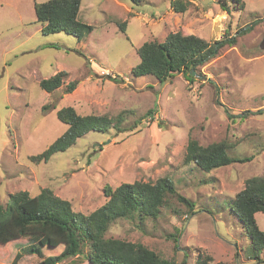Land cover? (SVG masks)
<instances>
[{
    "label": "rangeland",
    "instance_id": "374dc122",
    "mask_svg": "<svg viewBox=\"0 0 264 264\" xmlns=\"http://www.w3.org/2000/svg\"><path fill=\"white\" fill-rule=\"evenodd\" d=\"M44 1L0 0V201L49 187L76 211L90 213L108 200L106 187L168 176L192 210L175 195L158 218L142 224L121 218L107 236L142 242L173 264H196L199 252L214 262L264 264V250L258 258L233 211L245 180L264 174V0H230L228 11L220 0H189L185 12L174 11L171 0H82L79 18L93 25L83 39L44 33L35 13V3ZM178 30L211 43L230 37L237 43L194 69V80L183 73L163 83L134 75L137 48ZM60 70L68 72L63 84L43 89L41 80ZM70 81L78 85L65 92ZM65 106L122 115L124 130H92L47 161H33L68 128L57 116ZM190 138L204 146L225 141L229 155L243 160L202 171L184 160ZM256 219L264 230V212ZM27 242L0 246V262H11ZM40 261L28 254L20 264ZM59 264L90 263L75 256Z\"/></svg>",
    "mask_w": 264,
    "mask_h": 264
},
{
    "label": "trees",
    "instance_id": "16d2710c",
    "mask_svg": "<svg viewBox=\"0 0 264 264\" xmlns=\"http://www.w3.org/2000/svg\"><path fill=\"white\" fill-rule=\"evenodd\" d=\"M229 1L220 0L224 10L228 11ZM81 4L82 0L36 2V20L43 25L44 33L64 31L83 39L93 30V25L80 20ZM189 4V0L170 1L171 8L177 12H185ZM124 25H121L123 30ZM236 43L235 37L211 43L196 34H186L181 30L170 32L163 41L148 40L137 48L140 62L132 72L134 75H154L161 83L177 73H183L188 79L194 80L196 76L191 73L192 69L196 70L206 63L223 45ZM106 76L112 78L110 74ZM67 77L68 72L60 70L43 78L40 85L52 92ZM77 85L76 81H70L65 92L74 91ZM157 106L154 105L147 115L153 117ZM57 116L68 128L41 153L32 155L30 158L33 161H47L53 154L68 149L78 138L92 130L107 132L113 127L118 131L124 130L121 127L122 115L116 119L104 114H81L74 106H65L58 110ZM229 147L225 141L204 146L197 139L190 138L184 160L196 164L202 171H211L243 160L231 157ZM105 192L108 200L90 213L76 211L70 200L58 196L49 187L42 188L36 195L27 190L10 194L6 203L0 201V246L5 248L10 242L21 238H27L28 242L11 262L0 264H20L23 256L28 254H37L40 264H59L75 256H85L90 264H173L142 242L107 236V233L111 225L121 218L138 220L140 224L158 218L175 195L192 210L194 204L177 193L174 180L165 176L155 182H124L115 189L106 187ZM233 209L245 224L250 246L258 257L259 251L264 250V230L256 219L257 212H264V174L245 180V186L234 197ZM196 264L225 263L214 262L210 254L199 252Z\"/></svg>",
    "mask_w": 264,
    "mask_h": 264
},
{
    "label": "water",
    "instance_id": "95a60500",
    "mask_svg": "<svg viewBox=\"0 0 264 264\" xmlns=\"http://www.w3.org/2000/svg\"><path fill=\"white\" fill-rule=\"evenodd\" d=\"M261 46L264 47V41H263V43L261 44ZM191 73H192L193 75H196V72H195L194 69L191 70Z\"/></svg>",
    "mask_w": 264,
    "mask_h": 264
}]
</instances>
